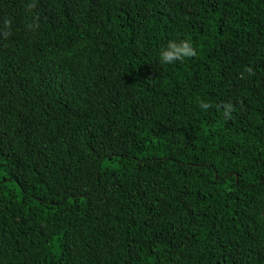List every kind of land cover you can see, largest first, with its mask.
I'll use <instances>...</instances> for the list:
<instances>
[{"label":"trees","instance_id":"1","mask_svg":"<svg viewBox=\"0 0 264 264\" xmlns=\"http://www.w3.org/2000/svg\"><path fill=\"white\" fill-rule=\"evenodd\" d=\"M0 264H264V0H0Z\"/></svg>","mask_w":264,"mask_h":264},{"label":"clouds","instance_id":"2","mask_svg":"<svg viewBox=\"0 0 264 264\" xmlns=\"http://www.w3.org/2000/svg\"><path fill=\"white\" fill-rule=\"evenodd\" d=\"M196 55L197 52L191 40H170L166 45L159 49L158 59L160 64L170 65L177 61L195 57ZM248 71L251 72V69H248ZM199 107L206 110L209 108V104L202 102ZM232 110L231 104L224 105L225 116H229Z\"/></svg>","mask_w":264,"mask_h":264}]
</instances>
